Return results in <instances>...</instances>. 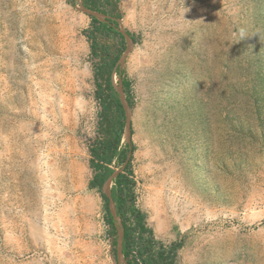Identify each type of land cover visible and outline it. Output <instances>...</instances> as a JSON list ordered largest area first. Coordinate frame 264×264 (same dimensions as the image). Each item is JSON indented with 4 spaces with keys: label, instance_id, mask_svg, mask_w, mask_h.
<instances>
[{
    "label": "rangeland",
    "instance_id": "obj_1",
    "mask_svg": "<svg viewBox=\"0 0 264 264\" xmlns=\"http://www.w3.org/2000/svg\"><path fill=\"white\" fill-rule=\"evenodd\" d=\"M92 16L126 36L112 75L121 148L155 235L183 241L180 264H264V0H118L111 15L0 0V264H127L115 203L117 252L89 188L102 138Z\"/></svg>",
    "mask_w": 264,
    "mask_h": 264
},
{
    "label": "trees",
    "instance_id": "obj_2",
    "mask_svg": "<svg viewBox=\"0 0 264 264\" xmlns=\"http://www.w3.org/2000/svg\"><path fill=\"white\" fill-rule=\"evenodd\" d=\"M83 5L93 12L106 15L114 14L118 0H82ZM109 23L92 16L90 26L85 34L90 41L92 54L99 59L94 66L96 83V97L99 99L102 110L100 112V133L102 138L91 146L93 177L89 188L96 189L104 200V217L108 225L109 234L113 237L112 245L115 252L118 246V229L115 217L110 208L111 200L116 206V213L122 221L121 252L127 264H180L178 254L183 246L182 240L170 243L158 238L148 222V214L137 205L135 194L136 179L131 168V157L128 156L127 146L121 148L122 136L126 127V110L124 103L112 82L114 69L126 49V36ZM133 41L136 35L127 32ZM115 36L120 39V47L115 54H111L108 47L100 44L101 36ZM126 99L132 105L131 85L123 80ZM124 165L123 171L117 173L114 185L111 188V197L104 186L115 173L112 164ZM107 193V192H106Z\"/></svg>",
    "mask_w": 264,
    "mask_h": 264
},
{
    "label": "clouds",
    "instance_id": "obj_3",
    "mask_svg": "<svg viewBox=\"0 0 264 264\" xmlns=\"http://www.w3.org/2000/svg\"><path fill=\"white\" fill-rule=\"evenodd\" d=\"M244 36H245V33H244L243 30H241V32H240V38H244Z\"/></svg>",
    "mask_w": 264,
    "mask_h": 264
},
{
    "label": "bare ground",
    "instance_id": "obj_4",
    "mask_svg": "<svg viewBox=\"0 0 264 264\" xmlns=\"http://www.w3.org/2000/svg\"><path fill=\"white\" fill-rule=\"evenodd\" d=\"M75 158V157H74ZM75 164H77L76 162H75ZM74 164V165H75ZM78 167H79V165H78ZM80 168H82V167H80ZM78 170V169H77ZM80 170V169H79ZM84 170V169H83ZM82 171V170H81ZM79 175V174H78ZM77 177H79V176H77ZM71 182V181H70ZM68 183V182H67ZM80 185V184H79ZM79 185H77V187L79 186ZM82 189H83V187H82ZM121 255H122V257L124 258V256H123V254L121 253Z\"/></svg>",
    "mask_w": 264,
    "mask_h": 264
},
{
    "label": "crops",
    "instance_id": "obj_5",
    "mask_svg": "<svg viewBox=\"0 0 264 264\" xmlns=\"http://www.w3.org/2000/svg\"><path fill=\"white\" fill-rule=\"evenodd\" d=\"M81 3L83 4V1L81 0ZM84 6V5H83ZM85 7V6H84ZM88 9V8H87ZM89 10V9H88ZM90 11V10H89ZM98 13V12H97ZM113 212V211H112Z\"/></svg>",
    "mask_w": 264,
    "mask_h": 264
}]
</instances>
